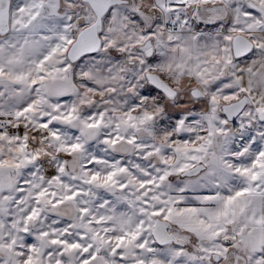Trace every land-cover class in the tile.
<instances>
[{
  "label": "snow or ice",
  "instance_id": "6c2138e0",
  "mask_svg": "<svg viewBox=\"0 0 264 264\" xmlns=\"http://www.w3.org/2000/svg\"><path fill=\"white\" fill-rule=\"evenodd\" d=\"M0 264H264V0H0Z\"/></svg>",
  "mask_w": 264,
  "mask_h": 264
}]
</instances>
